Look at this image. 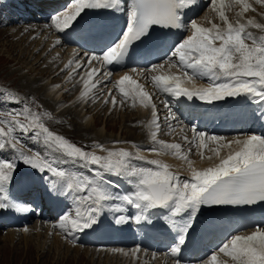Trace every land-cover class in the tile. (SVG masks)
Listing matches in <instances>:
<instances>
[{
  "label": "snow or ice",
  "instance_id": "snow-or-ice-1",
  "mask_svg": "<svg viewBox=\"0 0 264 264\" xmlns=\"http://www.w3.org/2000/svg\"><path fill=\"white\" fill-rule=\"evenodd\" d=\"M256 3L264 4V0H256ZM237 5L240 10L234 23L226 11ZM196 6L197 0H131L127 6L125 0H73L66 10L50 16V24L46 26L63 33L86 12H119L127 8L125 29L102 55L85 53L86 59L74 58L65 64V69H71L70 76L78 74L87 65L85 75L81 77V100L88 98L100 84L96 77L102 74L111 78L113 75L110 71L102 72L101 68L93 67V61L102 67L121 63L135 42L142 41L151 29L159 27L184 30L190 34L172 45L163 63L152 64L145 70L156 73L150 77L156 90L173 97L196 98L208 103L240 96L256 103L264 102V24L252 19L244 22L239 19L252 9V5L248 0H227V3L226 0H209L208 7L221 21L217 24L205 15L203 19L210 26L196 19H186L188 12ZM249 28L259 29L261 34H254ZM59 43L57 39L56 44ZM165 64L169 68H177L178 74L160 71ZM203 78L208 79L207 85L197 86L195 81ZM113 87L120 94L118 102L109 90L113 107L126 101H131L135 107L138 101L142 107L151 108L152 119L146 126L150 128L151 140L159 148L154 147L150 151L186 162L189 176L181 178L165 161L147 159L139 152L125 148L108 149L99 142H93L92 150H86L87 146H79L46 126L45 119L51 120L52 114L32 107L34 104L36 109H40L42 105L35 100L12 95L8 98L22 107L19 112L0 118V157L6 149L11 150L15 157L0 158V209L16 207L9 201L8 185L21 164L26 165L45 174L43 178L50 190L71 201L69 210L60 215L58 221V227L65 232L66 239L71 238L70 242L76 233L96 226L106 212L116 214L115 223L124 225L129 222L150 223V210L165 209L169 213L166 218L168 226L176 233L168 254L175 258L173 264H181L179 254L202 207L264 202V135L248 134L229 140L192 128L191 139L184 136L189 145L185 150L181 143L158 139L160 124L156 105L143 85L124 73ZM108 102L106 99L105 103ZM165 106H168L166 102ZM168 119L176 120L175 114L169 112ZM168 126L175 131L170 123ZM18 131L25 135L31 133L47 151L43 154L33 150H29L30 154L25 152L23 146L18 147L21 145L16 134ZM193 148L201 160L216 162L206 168H196L189 158ZM225 149L227 152L222 154ZM206 151L211 154L206 155ZM50 153H59L60 156L53 157ZM69 162L86 169L88 174L68 170L64 165ZM137 162H144L147 166ZM111 177L126 180L131 190L120 192L119 183ZM129 209L136 211L128 215ZM174 217H180V222ZM113 251L124 252L123 249ZM139 251V248L133 249L131 254L136 255ZM221 256L229 259H221ZM200 264H264V226L255 227L250 234L230 235Z\"/></svg>",
  "mask_w": 264,
  "mask_h": 264
},
{
  "label": "bare ground",
  "instance_id": "bare-ground-1",
  "mask_svg": "<svg viewBox=\"0 0 264 264\" xmlns=\"http://www.w3.org/2000/svg\"><path fill=\"white\" fill-rule=\"evenodd\" d=\"M24 2L25 0L24 1L0 0V5L2 6L1 8L3 9V13H0L2 14L1 20L3 19L6 21L7 18L5 16L8 15V6L9 7L14 6V8L18 10V14L14 16L12 20L10 19L11 22L18 24L17 26H20L19 27L20 29L22 28L21 24L24 23H28L25 26L26 29L31 28L33 29V31H38L39 28L43 27L51 34V37L53 38L51 43L54 44L53 47L64 44L66 48H70V47L74 48L79 54L78 56H80L81 54L85 56V53L89 55H102L103 51H105L106 48L117 39V37L122 33V30H124L126 27L127 8L125 7L124 11H119V12H113L110 10L99 13H93L90 11L86 12L85 14H82V16L78 18L76 22H74L71 28L65 30V32L63 33H59L54 28H50L46 26L50 24V19H48L49 21L48 20L44 21V20L47 19V14L55 15L63 12L64 9L66 10L68 7H70L73 0H26L27 3ZM201 2L203 5H207V4L209 5V0H201ZM248 2L251 5H253V3H251V0H248ZM67 3L68 6L66 7L65 5H67ZM130 3L131 0H125L126 6L127 4ZM203 5L200 6V0H197V6L192 11L188 12L186 19L190 18L191 12L194 13V15H192V19H195L198 11H200V8ZM36 10H38V13L40 14L39 18L37 16L35 17L40 20L39 22H41L38 25L29 23L30 21H32L31 19H33L31 18V16L36 15L34 13ZM20 11H22V13H20ZM19 14L24 17L22 18L21 16H19ZM253 20L256 21L255 19ZM198 22L205 24L201 21ZM219 24H221L220 20H219ZM206 26H210V24L206 23ZM25 28L23 27L22 29ZM150 31L156 33V38L153 39L152 44L146 45L144 44L146 41H139V42H135L134 45L130 47L129 52L131 50L132 51L130 54H128V58L131 60L132 64L128 68L119 72L118 70H116L119 69L117 68V63L102 67L100 66L101 64L99 62L93 61L92 65L93 64L97 65V63H99L98 65L100 66L99 68H103V70L105 71H110L114 73L115 75H113V83L116 80H118L120 76H122L124 73H128L129 75H131L133 79H136L141 85H143L146 91H148L151 94H154V97L159 95L158 100L160 102L158 104L160 106L166 107L165 106V102H166L167 105H170L172 107L173 112L169 109L168 106L166 107L171 113L177 112L178 117L176 118V120H173L175 124L180 125L178 121L179 118L182 119V121H184L187 120L189 117H191L192 121L190 122V128H189L190 131L188 132L185 130V132L187 133L190 132L192 133L191 131L192 128H196L198 131H201L202 127H206L205 130H208L206 131V134L227 137V136H233L235 130L237 131L247 130L251 124H256L258 126L259 131L260 128H262V131L260 134L259 131H254V133L252 134L264 135V102L262 103L254 102V104H250L251 101L250 98L246 96H240L236 98H226L221 101H214L212 103H208V102L200 101L199 99L196 98H194L193 100H188L185 97H173L170 94L161 93L158 90H156L150 79L151 75L156 73L145 71L146 69H149L152 65L150 50H153V52L158 54V56L165 53V55L164 56L161 55L159 59L160 60L159 63H162V61L165 60V59L163 60V58L167 54H169V49L172 47V45L177 41H179L182 37L189 35L190 33H187L184 30L162 29L159 27H154ZM20 32L22 31L20 30ZM13 36L15 35L13 34ZM57 39L60 40L59 44H56ZM142 44H144L143 47L141 46ZM145 62L148 65H150L148 68H144V66H146ZM69 69H67V72L69 71ZM132 69H137V71L133 72ZM86 70H87V65L84 68L83 71L84 74ZM80 71L77 74V77L80 78V81L75 89L77 91H78V85H80V82L82 81L81 77L83 76L80 75ZM160 71L172 72L178 74L177 68L175 67L169 68L168 65L166 66V68L164 67ZM143 73H146V78L149 79L148 81L149 83L152 84L151 86H153V88H151L146 81H143L144 80L142 79L143 77L138 78L140 77L139 75ZM96 79H98L101 82L102 79H107V78L103 76L102 77L98 76L96 77ZM202 80L203 82H205L206 85L209 82L206 78H203ZM197 82L198 81L196 80L195 81L196 85L201 86L198 85ZM188 86L191 87V85ZM80 87L82 91L83 83H81ZM111 88H114L113 85L110 86L108 89ZM57 90H58L57 86H55L52 89L53 93L54 91ZM116 92L118 93V91ZM108 99H110V97H108ZM153 103H157L156 100ZM136 107H137V113L139 114L146 110H148L149 114H151V108L142 107L138 101L136 103ZM156 108L159 109L158 107ZM161 111L162 110L160 109L159 112L161 113ZM164 111H166L165 108H163V112ZM165 115L169 116V113ZM161 116L162 115H160L159 118ZM83 119H86L83 120L85 124L84 128L90 127L89 125L91 119L89 117ZM78 123L76 122L75 124H73V131L77 134L82 133L83 137H88L90 134L87 136V133L84 132V130L78 125ZM135 125H138V122H135ZM172 126L174 127V125ZM108 129L113 131L115 130L112 127H108ZM133 131H135V129ZM139 131H143V130L140 129ZM191 135H193V133ZM244 135H248V133H244ZM97 137H98L97 140H92V139L90 140H92V142L93 141L99 142L105 145V147L109 149L114 147L120 148L122 146L121 144H119L118 146H115L116 144L107 146L109 141H111L110 138H108L107 136L102 137V135H98ZM142 137L144 141L140 142V146L135 143L137 145V146L135 145L136 146L135 148L129 147L128 146L130 145L129 142L123 144H126V146L128 147L127 149L129 151L139 152L140 154L144 155L147 159H161L165 161L166 163L172 166L171 167L172 171L182 173V174L179 173L181 174L180 175L181 178H186L189 176V170L187 168L186 162L178 158H175L171 155L165 154L158 156L153 152H148V150L152 149L153 147L149 142L150 140L147 139L146 137V131H143L141 133V137L135 138L136 140L134 141L138 142L140 141V139H142ZM125 140H133V139H128V137H126ZM172 142L173 140H171L169 143ZM182 143H183V147H186L187 143L184 141V138L182 139ZM141 145L147 148L142 147ZM156 146L159 148V145ZM210 146L215 147V145H210ZM138 147H140L141 149H139ZM31 148H33L34 150L36 149L34 142L31 144ZM226 152L227 150L225 149L223 150L222 154H225ZM210 154L211 153H208L206 151V155H210ZM192 160L194 161V166L198 169L209 167L216 162L215 160L212 161H209L207 159L201 160L199 155L196 154H194ZM137 163L147 166L146 164H144V162H137ZM64 167H66L68 170L79 169L78 165L72 164L71 162H69V164L67 165H64ZM18 174L19 175L17 177H14V180L11 182L13 184L10 183L8 185L9 201L12 204L16 205V207L0 209V217H1L0 224L4 223L6 226H9V228H15V227L21 228L24 227V225H29L30 223L34 222V218L29 219V211H27V208L24 206H20L18 204V202L20 203L19 199L21 195L25 193L28 194L32 191L34 178L36 181H39L40 195L44 199V203L48 207L49 212H52L55 216H57L58 219L62 212L63 213L67 212L65 208H63L62 212H60L59 210V214L53 211V208L55 210L58 209L64 201H65V205L67 204V202L71 203V201L66 199L65 197L58 196L57 194H55L50 190L47 181L43 178L45 174L38 176V175H32L26 173L24 174L22 171H18ZM111 179L119 183L120 192H126L131 190V185H129L126 182V180L120 179L118 177H111ZM17 208H22L24 210L18 211ZM251 208L252 207H250L248 211L237 212L233 210L225 211L223 209L210 211L202 207L200 213H198L195 218L193 228L189 231L186 237V243L184 246H182V251L179 254V258L181 259V264H192V263L199 264L201 262L202 256L205 253L216 250L217 246L220 245L222 242L226 241V239L229 238L230 235L250 234L255 229V227L264 226V211L255 209L251 211V215L249 216ZM135 211L136 210L134 209H129V213L126 214L130 215L133 214ZM115 215L116 214L108 213V212L104 213L100 218V222L96 226H94L91 229L85 230L84 232L76 233L75 238L74 240H72V242H70L71 238L69 239H66L65 237L63 238L62 235L57 231L52 233V231L48 226H44L42 228L39 227V225H35L34 227L26 226L24 228L19 229V231L9 230L8 233L5 234L3 237L0 235V242L4 240L5 243L15 244L19 239L22 240L23 244L25 245L31 243L33 240L34 242L35 240H39L41 244H43L47 241V236L50 233H52L51 236L53 238L54 243L59 241L62 242L63 245L60 244L59 247L60 248L64 247L62 249L66 252L71 250V253L73 255L70 253V256L72 257H76V255L79 252H82L81 254H83V256L85 257L86 263L87 261L89 262L88 264H91L90 262H92L93 264H99L102 254H106L108 256L116 255L121 259L125 260L127 264H135L136 262V260L134 259L135 256L147 255L149 251L152 252L153 254L156 255L160 254L162 256L161 259L159 260L157 259L154 261V263L152 262L151 264H162V260L163 263L167 261L166 262L167 264H173L175 258L171 257L168 253H170V248L174 244V237L176 236V233L168 226L166 218L168 217L169 213L167 210L165 209L150 210L149 216L151 222L149 223L145 221V222H141L140 224L129 222L128 224L117 225L114 220ZM173 219H176L178 222H180L181 220L180 217H174ZM48 224L51 225V223ZM25 229H27V231H25ZM43 229L45 231H43ZM41 238H45V240L43 239L41 240ZM51 244L53 243L51 242ZM84 244H88V245L85 246ZM87 246H90V248H88ZM94 246H103V247L95 249L93 248ZM112 246L115 247H113L112 249L105 248ZM136 248H139L140 251L136 255H132L131 250ZM113 249H123L124 252H115L113 251ZM125 253L128 254L126 255ZM152 253L149 254L151 255ZM23 255H25L26 258L32 260L33 258L37 257L38 253L34 252V250L32 249L27 253L25 252ZM221 259L227 260L229 258L221 256Z\"/></svg>",
  "mask_w": 264,
  "mask_h": 264
},
{
  "label": "rangeland",
  "instance_id": "rangeland-1",
  "mask_svg": "<svg viewBox=\"0 0 264 264\" xmlns=\"http://www.w3.org/2000/svg\"><path fill=\"white\" fill-rule=\"evenodd\" d=\"M251 3H253L252 9L255 10L253 11L252 9H250L249 11L244 13V16L242 18L239 19H241V22H244L248 19L253 18L256 20L257 23L264 24V4L256 3V0H251ZM201 5L203 4L200 0V6ZM1 7L2 6L0 5V11H1L0 13H3V9ZM231 9L226 11V15L228 16L230 21L236 22V20L238 19L237 13L239 12V6L238 5L234 6ZM211 12L212 11L209 10L208 4L203 5L201 11L198 13L195 19L197 21H201L205 23L204 25L206 26V23H208V21L203 19V17L207 15L212 22L219 24L218 16L216 15V13L213 12L211 13ZM20 13H22V11H20ZM17 14H18V10H16L14 7H9V6H8V15L5 16L7 18L6 21L3 19L1 20L2 14H0V118H5L8 113L19 112L21 110L22 107L21 104H17L8 98L9 96L15 95L27 100H35L38 104L42 105L43 107L40 109H36L34 104L32 105V107L37 111L47 110L52 114L51 120L45 119L46 126H48L50 130L58 134L64 135L66 138L70 139L72 142L76 143L79 146H87L86 150L89 151L92 150L91 145L94 142V141L92 142V140H97L98 135H102V137L107 136L108 138L111 139V141H109L107 146L115 145V144H116L115 146H118L119 144H121L122 146L120 148L127 149L128 147L126 146V144L123 143H128V142L130 144L128 145L129 147H133V145L136 144L140 146V142L144 141L143 137L138 142L134 140H136L135 138H140L141 133L143 131H146V137L147 139L150 140L149 142L151 146L153 148L154 147L158 148L154 144V142L152 144L150 138V131H149L150 128L146 126L149 124V122L152 119L151 114H149L148 110L141 112L140 114L137 113V107L136 106L133 107L131 101H126L123 105H120L118 103L116 107H113L109 99V102L104 104L105 100L108 99L109 97L108 96L109 90L112 91V95L115 94L118 102L120 100V94L116 92V89L114 88L108 89L110 86L114 85L113 83V75H115L114 73L111 78L102 79L103 82L102 81L100 82L98 87L89 94V97L84 100H81L79 97L81 92L80 86L82 81L80 82V85H78V91L75 90L77 84L80 81V78L77 77V74H73L72 76H69L68 74L71 72V69H69V71L67 72V69H65V64H67L69 60H72L74 58L84 60L86 59L85 56L82 54L80 56H77L76 55L77 51L74 48L72 47L66 48L64 44L53 47L54 44L51 43L53 38L51 37L49 31H47L43 27L39 28L38 31H33V29L31 28L26 29L25 26L28 23H24L21 24V26L22 28L24 27L25 29L22 28L20 29L19 28L20 26H17L18 24H15L10 21V19L12 20L13 17L16 16ZM192 15H194V13L191 12L190 19H192ZM19 16L21 15L19 14ZM50 16L51 14H47V19H45L44 21L50 19ZM31 20L32 21H30L29 23H33L34 25H38L41 23L39 22L40 20L36 18H33ZM19 29L22 32H20ZM249 31H252L256 35L261 34L259 29L249 28ZM13 34L15 36H13ZM164 59H166V56L163 58V60ZM163 62L164 61H162V63ZM98 65L99 63H97V65L93 64L92 66L99 68L101 65L100 66ZM166 66L167 64L164 65L165 68ZM83 71L84 69L80 71V75L84 76L85 74L83 73ZM101 76L103 75H99V77ZM139 76L140 77L138 78L143 77L142 78L144 79L143 81H146L147 84H149V86L153 88V86H151L152 84L149 83L148 81L149 79L146 78V73H143ZM197 81H198L197 82L198 85L206 86L205 82H203L202 79H198ZM55 86H58L57 87L58 90L54 91L53 93L52 89ZM57 94L59 95V97ZM151 95L153 100L152 102H155L156 100L157 103H155V105L156 107L159 108V109L156 108L158 115V123L160 124L158 139L164 140L166 142H170L171 140H173L172 143H181L182 145H183L182 139L184 138V135L187 136L189 139H191L192 133L191 132L187 133L185 132V130L188 132L190 131L189 128L192 118L189 117L187 120L184 121H182V119L179 118L178 121L180 125L175 124L173 120H166V117L168 116L165 114L169 113L170 111L168 110V108L164 106L162 107L158 104L160 102L158 100L159 95L156 96L157 98L154 97V94ZM250 104H254V101L252 99L250 101ZM168 107L173 112L172 107L170 105H168ZM163 108H165L166 111L163 112ZM160 109L162 110L161 113L159 112ZM174 114L177 118L178 117L177 112H174ZM160 115L162 116L159 118ZM88 117L91 119L89 125L90 127L84 128L85 124L83 120L86 119L83 118H88ZM76 122L77 123L81 122L78 123V125L84 130L85 133H87V136L90 134L88 137H83L82 133L77 134L73 131V124H75ZM135 122H138V125H135ZM169 123L170 124L172 123V125H174V127L172 126V128H174L175 131H172L169 128L168 126ZM108 127H112L115 130L114 131L110 130L108 129ZM205 128L206 127H202V132L206 133V131L208 130H205ZM131 129L133 130L135 129V131ZM140 129H142L143 131H139ZM254 131H259L258 126L256 124L254 125L251 124L247 130H241V131L235 130L233 136H227L226 138L229 140H231V138L233 137L242 138L243 137L242 135H244V133L252 134L254 133ZM260 133L261 131H259V134ZM16 134L19 136L21 140V145H18V147L23 146L25 152H29V150H33V151H39L43 154L45 151H47L45 145H43L42 142H37L33 138L31 133L25 135L19 133L18 131ZM126 137H128V139H133V140H125ZM33 142L36 147L35 150L31 148V144ZM188 147L189 145L187 144L186 147H184V149L187 150ZM138 148L141 149L140 147ZM110 149H118V148L114 147ZM148 152H152V151L148 150ZM50 154L53 157L60 156L59 153H50ZM194 154H196L195 148H193L189 158L192 159ZM0 158L13 159L15 157H14V153H12L11 150L6 149L3 153V156ZM20 169H22V172L23 171L27 172L26 170L30 171L27 172L29 174H32L31 172L40 174V172H38L37 170L30 169L26 165L21 164V166L18 168L17 171H20ZM71 171H77V170L71 169ZM78 171H82L85 172V174H88V171L86 169L80 167ZM35 189L36 191H38L39 189L37 184H35ZM21 198L23 199V201H26L27 203L35 202L37 200L36 196H34L32 193L25 194L21 196ZM39 204L42 206L40 210H37V207L34 205L33 210L30 211L29 217L30 218L36 217L38 221H41L40 214L41 213L45 214V212L48 211V208L45 204H43V202H40ZM64 205H65V201L60 205L58 209L55 210L53 208V211L59 214V210L60 212L63 211ZM64 213L62 212L60 215ZM48 219H46L44 225L43 223L36 224L32 221L34 224L30 223L29 225H24V227L26 226L34 227L35 225H39V227L43 228L44 226H48L52 231V233L57 231L64 238L65 232L56 226V222L54 223L52 218L51 219L48 218ZM48 223H51V225ZM21 228L8 229L6 226L5 227L0 226V235L3 237L5 234L8 233L9 230L16 229L15 231H19L18 229ZM43 231L45 230L43 229ZM52 233H50L47 236V241L43 244H41L39 240H35V242L33 240L31 243L27 245L23 244V241L19 239L16 243L14 242L15 244L5 243L4 240L1 241L0 264H88L89 263L88 261L86 263L85 257L83 256V254H81L82 252H79L76 255V257H72L70 256L71 250L66 252L62 249L64 247L60 248L59 245L60 244L63 245V243L60 241L54 243L53 238L51 236ZM42 239L45 240V238H41V240ZM51 242L53 244H51ZM84 245L86 246L88 244H84ZM87 247L90 248V246ZM101 247L103 246H94L93 248L98 249ZM113 247L115 246L105 247V248L112 249ZM32 249L34 250V252H37L38 255L36 258H33L31 260L26 258L25 255L23 254L25 252L26 253L29 252ZM149 253L152 252L149 251ZM149 253L147 255L135 256L134 257V259L136 260L135 264H139V263L151 264L152 262L154 263L155 260L157 259L159 260L162 258L160 254H157L158 255L157 256L156 254L153 255L152 253L150 255ZM210 253L211 252L205 253L202 256L201 261L205 259L207 255H209ZM166 262L167 261L163 263L162 260V264H167ZM90 263L93 264L92 262ZM99 264H127V262H125V260L121 259L116 255L108 256L106 254H102Z\"/></svg>",
  "mask_w": 264,
  "mask_h": 264
},
{
  "label": "water",
  "instance_id": "water-1",
  "mask_svg": "<svg viewBox=\"0 0 264 264\" xmlns=\"http://www.w3.org/2000/svg\"><path fill=\"white\" fill-rule=\"evenodd\" d=\"M228 208H230V207L228 206Z\"/></svg>",
  "mask_w": 264,
  "mask_h": 264
}]
</instances>
